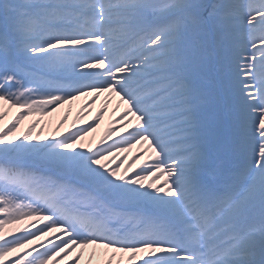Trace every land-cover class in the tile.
<instances>
[{"label":"snow or ice","instance_id":"6c2138e0","mask_svg":"<svg viewBox=\"0 0 264 264\" xmlns=\"http://www.w3.org/2000/svg\"><path fill=\"white\" fill-rule=\"evenodd\" d=\"M101 93L95 144L107 101L52 138L3 122ZM0 214V264H264V0H0Z\"/></svg>","mask_w":264,"mask_h":264},{"label":"rangeland","instance_id":"374dc122","mask_svg":"<svg viewBox=\"0 0 264 264\" xmlns=\"http://www.w3.org/2000/svg\"><path fill=\"white\" fill-rule=\"evenodd\" d=\"M216 2L217 0H213L211 3H216ZM25 86L27 87L29 85H25ZM105 101H107V106L104 109V111L101 113V119L96 122L95 130L90 132L83 141L86 145L95 144L96 141L99 140V138L103 134L104 130L109 126L110 121L114 122L113 126H115V123L119 122V117L123 105L121 104L119 107H117L119 103V97L115 96V94L108 96V94L106 93H101L100 95L96 96L95 99H92L91 96H79L76 99L71 100L70 102L61 103L60 105L54 106L53 108L48 109L42 114L41 113L29 114L26 111L17 109L16 114L18 111L23 112L18 128L20 131H23L25 129L24 126L26 124L25 123L26 118L29 121L27 126L34 121H39V123L35 124L32 134L35 135L37 131L42 129L40 133L42 136L52 138L54 135L58 133H64L66 130H69L73 127L81 126L84 124V122L91 123L92 118L97 114L99 109L104 106ZM7 109L8 108L5 107V110ZM14 117L11 120H5L3 122L5 124L10 123L14 119ZM61 121L63 122L61 123ZM22 122H24V124H22ZM258 122H259L258 117H256L255 123L258 124ZM250 127H252L251 123H250ZM117 130L119 131V129ZM253 134L256 135L254 129H253ZM258 145H259V141L257 139L256 141L257 150H258ZM138 152H139L138 146L134 145L128 151L127 158L120 163L119 167L121 168V170H123V168L127 166L128 160H131L132 157ZM119 155L123 156L124 154L120 153ZM117 159H119V157H117ZM141 159H143V156H137L136 159L132 161V166L134 167L136 164L140 163ZM110 163H114V161H112L111 158H110ZM0 218H4L2 214H0ZM26 223H30V221L25 220L19 223L6 224L4 225V233L10 231V232H14V234H18L15 232V229L17 228L22 229L23 225ZM47 239H52V236L45 238L43 241L46 242ZM37 242L39 241H33L32 243H37ZM28 251L30 252L31 250ZM77 251H80L78 246L77 248L73 249L72 252L69 253L67 256H63V254H61V256L56 259V264H72V261L75 259V253ZM82 251H83V255L80 257L79 260L76 261V264H92L95 261L98 264V262L103 258L102 253H104L106 250L97 249L95 246H89L88 248H85ZM94 252L96 253V255H93ZM32 255H35V253L33 252Z\"/></svg>","mask_w":264,"mask_h":264},{"label":"trees","instance_id":"16d2710c","mask_svg":"<svg viewBox=\"0 0 264 264\" xmlns=\"http://www.w3.org/2000/svg\"><path fill=\"white\" fill-rule=\"evenodd\" d=\"M6 113H7L6 116H9L10 115L9 111H6ZM12 116H13V114L10 117H12ZM9 234H5V235H9ZM9 258L14 259L15 257L14 256H12V257L11 256L6 257V259H9Z\"/></svg>","mask_w":264,"mask_h":264}]
</instances>
